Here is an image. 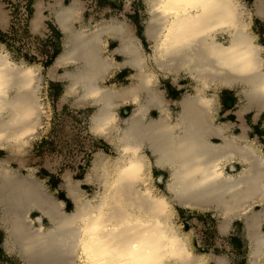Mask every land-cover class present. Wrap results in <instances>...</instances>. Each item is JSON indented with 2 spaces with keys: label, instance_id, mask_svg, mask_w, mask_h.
<instances>
[{
  "label": "bare ground",
  "instance_id": "1",
  "mask_svg": "<svg viewBox=\"0 0 264 264\" xmlns=\"http://www.w3.org/2000/svg\"><path fill=\"white\" fill-rule=\"evenodd\" d=\"M144 1L150 55L124 22L75 28L82 19L79 4L56 2L63 49L49 69L50 77L67 82L64 101L95 109L90 131L112 146L117 157L95 155L86 182L99 180L102 190L93 199L66 179L73 213L32 177H18L0 163L4 249L16 252L24 264H205L209 256L200 255L191 244L194 231L175 223L176 206L218 208L225 212L226 226L233 209L264 197L263 153L228 138L230 125L214 123L212 110L221 89H237L239 115L253 108L258 117L264 111L263 46L251 23L243 22L242 6L235 0ZM254 10L264 19V0H254ZM42 21L37 4L32 28L37 30ZM222 36L227 43L219 41ZM108 39L118 46L105 56ZM125 66L133 71L129 86L101 85ZM38 72L0 51V148L18 150L39 126L42 105L34 87ZM182 73L193 82V91L176 103L180 111L173 115L159 89V76L176 80ZM126 102L137 108L122 119L118 109ZM151 108L158 110L157 118L148 116ZM236 156L247 164L238 177L226 172ZM155 169L167 173L166 193L154 190ZM34 212L37 219L31 217ZM249 221L255 225L252 218ZM249 233L260 242L252 248L256 255L264 234L252 226ZM211 258L214 264H226L223 257Z\"/></svg>",
  "mask_w": 264,
  "mask_h": 264
},
{
  "label": "rangeland",
  "instance_id": "2",
  "mask_svg": "<svg viewBox=\"0 0 264 264\" xmlns=\"http://www.w3.org/2000/svg\"><path fill=\"white\" fill-rule=\"evenodd\" d=\"M74 1L81 8L82 18L75 23V28H81V26L91 28L111 20L124 22L140 39L141 47L146 55L152 54V43L145 36L149 12L144 0H61V5L68 6ZM235 1L242 6L241 18L244 20L243 22L251 23L250 28L257 36V43L263 46L264 58V25L259 21L263 19L255 14L254 0ZM56 2L57 0H32L33 13L31 19L28 20L25 0H0V51L7 52L15 63H24L25 66L35 67L39 71V79L34 82V87L37 88L36 96L39 104L42 105L40 124L38 123L39 126H36L33 135H29L27 143L18 150L0 148V163L7 165L18 177H32L51 194L55 201H64L66 212L73 213L75 205L68 197L65 188L66 179L79 184L86 198L93 199L102 190L101 185L98 184L99 180L92 179V181L86 182L95 155L101 152L111 157H117V153L105 140L91 133L90 120L95 109L91 106L75 107L72 106L71 100L64 101L62 97L67 82L50 77L51 66L47 65L51 63L55 51L61 52L63 42L62 35L56 36L54 31H50L54 28L53 26H56L55 11L58 8ZM37 4H40L42 8V28L33 30L31 21L35 15L34 8L36 10ZM12 28L15 29L14 32L11 31ZM219 41L227 43L228 39L226 36H222L219 37ZM107 42L109 44L105 47V56H108V51H112L118 46V43L112 39H108ZM115 58L116 61H121L119 57L115 56ZM131 74L133 71L130 69L115 71L114 75L107 76L101 85L106 88H125L131 83L129 79ZM167 76L161 75L159 86L162 87V90H168V99L173 97L175 100V102L169 101L172 103V112L177 114L180 108L176 103L183 98L187 91L192 92L193 82L184 73L177 77L178 80H174L175 78L171 75ZM178 85L185 87L182 90L174 91L177 90ZM221 90L228 95L237 94L235 89ZM171 92L174 93V96ZM211 94L212 91L209 92V95ZM239 99L241 100L240 97ZM132 110L133 107L130 104L121 106L118 109L119 118H127ZM253 116L252 114L247 116L248 122H252ZM151 117L157 118L158 113L152 112ZM226 120L225 118L221 119L222 123H225ZM219 122L220 119L217 123ZM259 122V125H264V113L261 114ZM167 179V173L154 170V178L151 183L155 192L166 193ZM176 208L175 223L184 231L193 230L192 238L203 237L200 234L204 233L203 225L191 224V226H187L184 219L192 218V215L197 217H208L209 215L198 213L199 211L196 210L177 206ZM38 216L39 214L35 212L31 215L33 219H37ZM44 225L46 227L49 225L46 219ZM215 237L214 235L210 236L211 239ZM4 239H6V229L0 224V264H24L16 252L8 253L4 249ZM217 255L221 257L223 254L219 252Z\"/></svg>",
  "mask_w": 264,
  "mask_h": 264
},
{
  "label": "crops",
  "instance_id": "3",
  "mask_svg": "<svg viewBox=\"0 0 264 264\" xmlns=\"http://www.w3.org/2000/svg\"><path fill=\"white\" fill-rule=\"evenodd\" d=\"M35 12L36 10L34 8V14ZM259 21H261V23L264 25V19ZM53 27L54 28H52V30L50 29L51 32L54 31L55 34L58 33L63 36V33L61 32L57 24ZM41 28L42 27L40 26L37 30ZM43 30L46 31L44 28ZM118 57L121 59L122 62L123 58L120 56ZM121 69L132 70L128 66H125ZM160 78L161 76H159V79ZM177 87V90L174 91L182 90L185 86L178 85ZM161 88L162 87L159 86V89ZM162 91H164L165 98H167V101L170 100L171 102H175L173 97H170V99H168V90L165 89ZM171 94L172 96H174L173 92H171ZM215 98L216 99L212 109L214 123H217L218 119H220V122L217 124H222L221 119H227L225 123L229 124L230 128L227 129L225 135H227L228 138L234 139L235 141H239L240 144H251L257 147L264 155V125H259L261 114L264 113V111L260 113L258 117H256V110L253 108L239 115L238 112L240 110L242 102L239 99V95H228L225 94L223 90H221L216 94ZM171 102L169 105L170 110L172 106ZM126 104H130L133 107L132 112L137 108L136 105L133 104V102H126L123 105ZM152 112H157L159 114L158 110H156L155 108H151L150 112L148 113V116L151 117ZM171 113L173 115L175 114L172 112V110ZM251 114L254 115V118L252 122H248L247 116ZM212 141L217 144L222 143L219 138H212ZM246 165L247 164L245 162L239 160V158L236 156L232 158L231 162L227 164L226 172L229 173L231 176L238 177L239 172ZM184 208L199 211L198 213H207L209 215L208 217H197L195 215H192V218L184 219V223L187 226H191V224L195 226L201 224L204 226V233H200L203 237L192 238L191 244L194 247V250L200 255L207 257L209 256V259L205 264H214V260L211 258V256L220 257L217 255V253L219 252L223 254L221 257L226 260V264H264V243L259 246L261 248L260 252L256 255H253L252 248L256 245V243L260 245V242H257L255 238H252L249 233L250 226H252L255 229L259 230L261 234H264V197L261 201H257L256 203L251 204L250 206L233 209L230 212V223H227L226 226H223L224 221L222 217V214H225V212L220 211V209L218 208L200 206ZM250 218L253 219L256 226L249 221ZM211 231H213V233H211ZM212 235L216 237L211 239L210 236Z\"/></svg>",
  "mask_w": 264,
  "mask_h": 264
},
{
  "label": "trees",
  "instance_id": "4",
  "mask_svg": "<svg viewBox=\"0 0 264 264\" xmlns=\"http://www.w3.org/2000/svg\"><path fill=\"white\" fill-rule=\"evenodd\" d=\"M25 1H26V6H25V7H26V11H27V17H28V20H29V19H31V16H32V13H33V10H32V9H33V8H32V0H25ZM11 31L14 32L15 29L12 28ZM26 31H28V30H26ZM56 36H60V34L57 33ZM59 54H60V51H59V50H58V51H55V52L53 53L52 58H51V63H50L49 65H47L48 67L53 65V63H54L56 57H57ZM65 202H66V201H65Z\"/></svg>",
  "mask_w": 264,
  "mask_h": 264
},
{
  "label": "built area",
  "instance_id": "5",
  "mask_svg": "<svg viewBox=\"0 0 264 264\" xmlns=\"http://www.w3.org/2000/svg\"><path fill=\"white\" fill-rule=\"evenodd\" d=\"M25 10H26V7H25ZM26 13H27V11H26Z\"/></svg>",
  "mask_w": 264,
  "mask_h": 264
}]
</instances>
